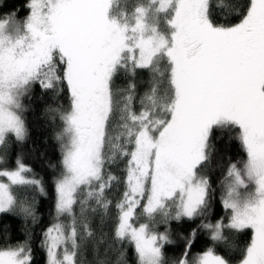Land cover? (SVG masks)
<instances>
[{
    "label": "snow or ice",
    "instance_id": "1",
    "mask_svg": "<svg viewBox=\"0 0 264 264\" xmlns=\"http://www.w3.org/2000/svg\"><path fill=\"white\" fill-rule=\"evenodd\" d=\"M117 5L30 0L25 19L0 18V164L28 136L25 100L36 86L41 100L52 94L45 112L60 121L46 264H112L98 258L97 215L111 225L103 237L115 264H233L225 234L246 232L239 264H264V0H150L132 22ZM138 70L152 74L143 95ZM232 141L245 158L229 163L225 215L213 222L216 188L205 169L214 145ZM0 177V221L23 218L26 236L3 242L0 264H33L28 225L40 223L37 197L49 188L20 157ZM173 222L190 232L169 257ZM201 232L218 247L193 252Z\"/></svg>",
    "mask_w": 264,
    "mask_h": 264
},
{
    "label": "trees",
    "instance_id": "2",
    "mask_svg": "<svg viewBox=\"0 0 264 264\" xmlns=\"http://www.w3.org/2000/svg\"><path fill=\"white\" fill-rule=\"evenodd\" d=\"M30 0H0V18L5 17L7 14L14 13L16 18L23 20L29 14L27 4ZM150 0H118V5L113 9L114 13L119 14L121 10L126 12L130 22L133 21L135 8L137 6L149 4ZM151 16V13H150ZM161 27H164L163 14H161ZM151 72L147 70H138L135 81L138 86V93H143L148 88V81L151 79ZM117 85H124L127 83V77L120 74L116 80ZM42 93L39 86H36L32 93L31 100L26 99L25 104L30 105L25 112L26 126L28 128V136L22 143L13 142L6 154V162L0 164V170L8 169L14 170L16 167V159L20 157L22 162L29 166L37 178H43L46 186L49 188V196H38L37 212L41 217L38 225H31L29 222V229L32 233L30 245L33 249V264H46V254L41 247L42 232L45 228L50 226L53 222V193L51 184L53 177L56 176L61 170V149L59 142L55 139V134L60 131V121L58 118L55 120L51 114L45 112V107L48 104L55 106L54 101L51 99V93L44 94V100H41ZM0 154H3L0 151ZM245 158L238 141L228 143L216 144L212 150V158L209 167L205 169V174L213 181V186L216 188V200L213 205V222L224 216L225 212L220 204L221 197V182L226 176L227 167L229 163H238ZM122 167V166H121ZM113 174H118L115 168L111 169ZM122 189H117L109 195V199L118 196ZM112 213L115 214V209L110 205ZM199 223V221H197ZM107 224L108 226H103ZM3 225H10L7 232H4ZM93 226L96 231V240L101 241L99 244L98 258L105 259L106 255L115 264L116 253L110 251L105 253V248L108 242L104 239L103 233L109 232L111 225L107 221L102 222L99 215L93 218ZM25 225L23 218L20 217H4L0 221V246L3 242L7 241L8 244L15 245L23 242L26 239L23 231ZM195 227V225H193ZM173 239L176 240L175 245H166L167 254L169 257H174L182 250L184 241L181 235L187 236L190 229L186 224H176L173 222ZM160 231H163V226H160ZM250 232L244 234L227 233L225 238L229 242V246L233 249V264L239 263L242 259L243 249L250 239ZM208 247H218L214 245L210 234L201 232L193 247V252H202ZM85 259L92 261L94 254L85 253Z\"/></svg>",
    "mask_w": 264,
    "mask_h": 264
},
{
    "label": "rangeland",
    "instance_id": "3",
    "mask_svg": "<svg viewBox=\"0 0 264 264\" xmlns=\"http://www.w3.org/2000/svg\"><path fill=\"white\" fill-rule=\"evenodd\" d=\"M27 166V165H26ZM29 167V166H28ZM30 168V167H29ZM0 181H3V182H7V180H6V178H4V177H0ZM237 264H239V263H237Z\"/></svg>",
    "mask_w": 264,
    "mask_h": 264
}]
</instances>
